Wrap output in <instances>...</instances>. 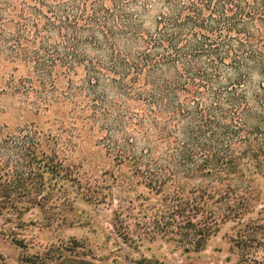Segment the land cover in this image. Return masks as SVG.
<instances>
[{"label":"trees","instance_id":"obj_1","mask_svg":"<svg viewBox=\"0 0 264 264\" xmlns=\"http://www.w3.org/2000/svg\"><path fill=\"white\" fill-rule=\"evenodd\" d=\"M0 66L25 69L7 88L29 109L67 106L61 124L166 194L154 234L198 250L233 222L235 264L264 249V0H0ZM65 141L0 130V211L73 223L74 182L98 199Z\"/></svg>","mask_w":264,"mask_h":264},{"label":"rangeland","instance_id":"obj_2","mask_svg":"<svg viewBox=\"0 0 264 264\" xmlns=\"http://www.w3.org/2000/svg\"><path fill=\"white\" fill-rule=\"evenodd\" d=\"M10 67L0 66V130L13 132L34 124L69 140L64 150L77 167L78 182L97 185L91 191L98 199H85L74 182L69 190L75 198L70 210L73 223L46 225V212L37 207L19 216L0 211V264H235L239 260L231 239L233 222L222 224L198 250L189 249L179 238L154 234L160 216L166 214V194L147 190L127 163L117 164L109 156L96 135L87 130L78 134L68 123L61 124L67 106L39 113L29 109L19 93L7 88L11 73L16 81L25 69L12 72ZM63 84L57 82L58 87ZM259 181L264 186V178ZM250 255L251 264H264V249Z\"/></svg>","mask_w":264,"mask_h":264}]
</instances>
